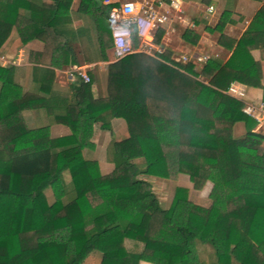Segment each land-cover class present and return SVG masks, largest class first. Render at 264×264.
Listing matches in <instances>:
<instances>
[{"label":"trees","instance_id":"16d2710c","mask_svg":"<svg viewBox=\"0 0 264 264\" xmlns=\"http://www.w3.org/2000/svg\"><path fill=\"white\" fill-rule=\"evenodd\" d=\"M21 1L0 0V52L14 29L22 44L38 39L44 47L28 59L30 90L22 87L19 67L0 63V264H82L93 252L101 254L100 264H264V137L253 132L255 121L243 114L242 103L224 93L236 80L261 90L264 101L250 54L256 41L264 49V0H253L262 6L229 46L226 62L209 57L181 65L169 52L159 59L133 54L107 66L106 94L99 97L92 71L89 83L72 73L67 95L52 88L55 70L78 66L74 42L85 61L106 60L105 0L79 1L84 25L77 30L70 26L73 0L35 6L28 18L19 13ZM233 1L226 0L215 26L206 28L218 33L220 46ZM91 33L98 42L93 50ZM183 39L194 45L198 36L185 31ZM26 113L42 114L69 133L52 136L47 124L31 129ZM112 119L125 122L128 137L111 141L113 169L101 175L83 153L95 148L94 130L110 131ZM237 123L245 128L241 139L233 136ZM178 174L195 190L213 184L210 207L189 205L186 190L177 188L162 208L151 184L139 178ZM200 246L211 249L210 262L199 258Z\"/></svg>","mask_w":264,"mask_h":264},{"label":"crops","instance_id":"0c3cea01","mask_svg":"<svg viewBox=\"0 0 264 264\" xmlns=\"http://www.w3.org/2000/svg\"><path fill=\"white\" fill-rule=\"evenodd\" d=\"M4 1V0H1ZM80 0H73L70 8V26L74 29H80L84 25V20L81 19L77 14L76 10L78 8ZM114 1V0H113ZM170 0H165L164 2H169ZM180 3V12H173V22L176 23V26L171 25L169 21L161 30H163V36L160 39L159 47L164 49L166 52L171 54V58H179L184 54L192 55L194 57H219L223 63L231 55V49L229 46L232 44V49L236 41L241 37L247 26L249 25L251 19L254 17L256 12L262 6V3L253 1V0H234L232 2V22L225 25L223 28V34L227 38L225 46H220L217 42L214 41L212 36L218 33H209L206 28H213L217 23L221 12L223 11L226 0H209L208 5H203L197 0H175ZM42 4L51 5L53 4L52 0H22L20 2L19 13L22 17H30V9L33 7L40 6ZM212 6L213 12L208 13L206 9ZM217 15V19H214ZM199 18V19H198ZM198 19V20H197ZM214 19V20H213ZM182 28V29H181ZM185 31H191L198 36V41L196 44H190L184 41L183 33ZM177 32V33H176ZM90 48L93 50L97 47V37L96 34L91 33L90 35ZM11 46L13 47V53L7 49ZM43 43L38 39H33L28 43L22 44L20 36L16 29H14L7 40L6 53L5 57H11L16 60L14 65L20 68L21 73L25 75L23 83H26V86H29V90L32 89L33 85L30 81V71L32 64L29 63L28 59L32 53H40L43 50ZM72 49L77 59L78 66H67L63 67L60 70H55V80L52 88V92L63 91L62 93L68 94L69 86L72 82V73L81 70L83 72L92 71L95 77V83L92 85V92L95 97L105 96L106 94V80H107V66L109 63V54L111 52V46L106 50V60L91 62L85 61L83 59L80 46L78 43L74 42L72 44ZM250 54L255 62V66L260 77L262 86L264 87V49L261 41H256L250 49ZM10 53V54H8ZM12 54V55H11ZM194 62V61H192ZM196 63V62H195ZM198 63V62H197ZM204 64V63H198ZM3 65V64H2ZM262 73L263 76L260 74ZM67 78L68 84L66 89L64 87V78ZM62 77V78H61ZM70 81V82H69ZM64 87V89H63ZM247 87L246 99L251 101L261 100V90L251 89ZM63 89V90H60ZM65 91V92H64ZM58 93V92H57ZM60 94V93H59ZM64 94V95H65ZM33 114V113H31ZM111 133L115 137L127 138L128 133L126 129L125 122L122 119H112L110 121ZM116 130V132H115ZM50 131L57 132L52 133V136H62L67 135L69 130L67 127L62 125L53 124L50 127ZM96 129L94 130V133ZM107 132V131H106ZM117 141V140H116ZM145 263V262H144ZM149 264V263H148Z\"/></svg>","mask_w":264,"mask_h":264},{"label":"built area","instance_id":"2783aa9c","mask_svg":"<svg viewBox=\"0 0 264 264\" xmlns=\"http://www.w3.org/2000/svg\"><path fill=\"white\" fill-rule=\"evenodd\" d=\"M108 6V28L111 39L109 63L118 62L133 54H145L159 59L166 51L154 41L155 34L168 22L170 12H180V3L175 0L161 2L155 0H127L116 4L113 0L103 2ZM206 11L213 12L209 6ZM173 62L185 65L189 62L205 63L207 57H194L184 54L179 58H171ZM84 83L90 79L86 72L77 70ZM225 94L242 103V112L255 121L254 133L264 137V101L246 99L247 87L238 82L230 81ZM264 147V140H263Z\"/></svg>","mask_w":264,"mask_h":264},{"label":"rangeland","instance_id":"374dc122","mask_svg":"<svg viewBox=\"0 0 264 264\" xmlns=\"http://www.w3.org/2000/svg\"><path fill=\"white\" fill-rule=\"evenodd\" d=\"M127 1V0H114L113 2L116 4H119L120 2ZM136 1H143V0H136ZM157 1V0H155ZM158 1H165V0H158ZM203 5H206V3H202ZM208 5V4H207ZM173 12H170L169 16V21L173 22ZM199 19V18H198ZM197 19V20H198ZM214 19H217V15L215 16ZM213 19V20H214ZM172 27L176 26V23H171ZM182 29V28H181ZM177 33V32H176ZM164 33H162L161 38ZM215 42H217V35L214 34L212 36ZM218 44V43H217ZM6 46L4 47V49ZM8 48V46H7ZM13 47H9L7 50L12 52ZM6 50V49H5ZM7 53V52H6ZM6 53L3 51L0 52V63L9 66L12 65L13 63L16 62L14 58L11 57H5ZM13 53V52H12ZM10 54V53H8ZM12 55V54H11ZM262 76L263 74L260 73ZM88 75V74H87ZM25 77V76H24ZM26 78V77H25ZM62 78V77H61ZM64 78V87L66 89V86L68 84L67 78L63 75ZM73 79V78H72ZM25 81V80H24ZM70 82V81H69ZM246 86V85H245ZM23 89L24 90H29V86H26V83H23ZM63 87V89H64ZM60 89V90H63ZM58 92V93H57ZM53 91V94H58V95H64L65 93H62L61 91ZM65 92V91H64ZM60 93V94H59ZM66 95V94H65ZM43 115L39 113H26L24 114V118L26 121V124L28 125L29 128L34 129L37 128L38 126H43L44 124L49 125V131L50 127L54 124L53 122H45L43 120ZM111 131V130H110ZM110 131H102L96 128V132L93 133L92 136V141L95 143V148L93 150H86L84 151L83 155L86 160H91L94 161L98 167L99 173L101 175H107L111 173L113 169V165L110 164L107 161V149L113 140L121 141L124 138L122 137H115L113 133ZM116 132V130H115ZM52 133H57L55 131L51 132L50 135H53ZM233 136L236 139H241L245 136V128L243 123H237L233 127ZM260 148L264 151L263 143L261 144ZM138 165L142 164V160H136L135 161ZM140 179H143L151 184L152 191L155 194L156 198L159 201V204L162 208H168L172 198L174 196L175 190L177 188H183L186 190V201L189 205H197L203 208H208L212 204L211 199L209 198V194L212 190L213 184L211 182H206L205 185L201 190H195L192 187L191 182L189 181L188 177L183 174H178L174 179H161V178H156L152 176H146V175H140ZM68 176H65V181L68 182ZM47 197L49 200H51V194L48 192ZM31 199L28 200V204H31ZM183 214V213H182ZM179 216H180V208L177 207L175 210L173 217H172V222L177 223L179 221ZM181 218V217H180ZM264 252V250H262ZM199 258L201 259L202 262H210L209 258L211 256V249L207 247L200 246L198 250ZM101 261V254L99 252H93L91 253L82 264H100ZM139 264H148L144 262H140Z\"/></svg>","mask_w":264,"mask_h":264}]
</instances>
